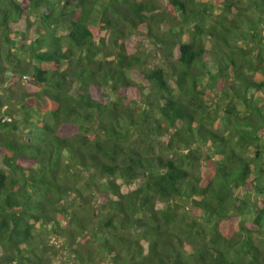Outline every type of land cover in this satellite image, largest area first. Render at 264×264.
<instances>
[{
	"label": "trees",
	"instance_id": "obj_1",
	"mask_svg": "<svg viewBox=\"0 0 264 264\" xmlns=\"http://www.w3.org/2000/svg\"><path fill=\"white\" fill-rule=\"evenodd\" d=\"M162 1L0 0V264H264V0Z\"/></svg>",
	"mask_w": 264,
	"mask_h": 264
},
{
	"label": "rangeland",
	"instance_id": "obj_2",
	"mask_svg": "<svg viewBox=\"0 0 264 264\" xmlns=\"http://www.w3.org/2000/svg\"><path fill=\"white\" fill-rule=\"evenodd\" d=\"M153 1L154 2H157L159 4H163V1L162 0H153ZM204 1H207V0H204ZM208 1H212V0H208ZM213 12H214L215 15H217V14L220 13V9L214 8V11ZM257 79H261V77L260 76H257ZM4 83L5 84H1L0 85V90H2V88H5L8 85L9 88L11 89L10 90L11 91V96H16V94H18L20 91H23V90H28V89L30 90V88L27 86V82H25V81H14L13 79H11V77H8L6 79V81H4ZM135 187H136V184H133V185H131L129 187L122 186L123 192H127L129 190H132ZM145 249H146V247H145ZM1 253L2 252L0 251V254Z\"/></svg>",
	"mask_w": 264,
	"mask_h": 264
}]
</instances>
